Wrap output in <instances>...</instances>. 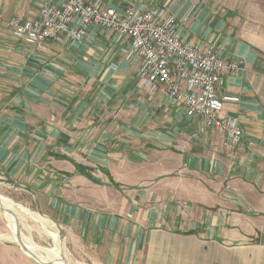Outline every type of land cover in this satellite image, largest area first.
Instances as JSON below:
<instances>
[{"label": "crops", "instance_id": "crops-1", "mask_svg": "<svg viewBox=\"0 0 264 264\" xmlns=\"http://www.w3.org/2000/svg\"><path fill=\"white\" fill-rule=\"evenodd\" d=\"M3 0L5 19L47 2ZM166 6L181 34L212 43L225 72V135L140 84L131 40L92 26L82 43L33 45L0 24V179L30 193L67 233L111 264H264V0H102ZM250 142L254 143L250 146Z\"/></svg>", "mask_w": 264, "mask_h": 264}, {"label": "built area", "instance_id": "built-area-1", "mask_svg": "<svg viewBox=\"0 0 264 264\" xmlns=\"http://www.w3.org/2000/svg\"><path fill=\"white\" fill-rule=\"evenodd\" d=\"M2 2L0 24L33 45L62 39L82 43L92 26L111 31L117 40L130 39L131 51L141 59L138 77L143 87L156 90L161 86L187 115L225 135L226 150L241 144L244 131L239 118L221 116L224 102L236 98L221 97L219 90L224 73L243 70V60H226L212 43L202 47L185 40L181 22L166 6L143 9L129 3L117 10L102 0H63L45 3L36 19L20 22L4 18Z\"/></svg>", "mask_w": 264, "mask_h": 264}, {"label": "rangeland", "instance_id": "rangeland-1", "mask_svg": "<svg viewBox=\"0 0 264 264\" xmlns=\"http://www.w3.org/2000/svg\"><path fill=\"white\" fill-rule=\"evenodd\" d=\"M0 193L7 196V198L9 199H13L21 205H24L29 209L48 217L47 214L39 211L35 207L36 203L34 202L33 197L30 193H27L20 188H16L15 186L6 183L2 179H0ZM48 218L52 221V225L59 230L61 239L60 255L61 260L64 262V264H111L112 260H108L106 258L104 251L92 248L91 245H89L85 241H82L79 237L67 233L52 217L49 216ZM27 225H29V229L23 230V233L27 234L29 232L27 236L33 238L32 240L34 242L43 246L54 247V243L49 237L38 232L39 230H37V228H32V225H30V223H27ZM62 236L64 237V239ZM62 249L64 250V252ZM0 264H37L35 260L25 255L17 245V243L14 241L12 231L9 228L4 214L1 211Z\"/></svg>", "mask_w": 264, "mask_h": 264}, {"label": "bare ground", "instance_id": "bare-ground-1", "mask_svg": "<svg viewBox=\"0 0 264 264\" xmlns=\"http://www.w3.org/2000/svg\"><path fill=\"white\" fill-rule=\"evenodd\" d=\"M0 211L6 218L9 228L12 231L14 241L20 247V243L17 239V226L19 224L21 230V240L27 247V251L21 249V247L20 249L25 255L35 260L37 264H64V262L61 260L60 255V233L59 230L52 225L53 223L48 218L49 216H43L38 212L33 211L24 205H21L13 199L11 200L7 198V196L1 193ZM27 223H30V225H32V228H37V230H39L38 232H40L41 234L49 237L53 241L54 247L37 244L32 240L33 238L27 236L29 232L27 234L23 233V230L29 229V225H27Z\"/></svg>", "mask_w": 264, "mask_h": 264}, {"label": "water", "instance_id": "water-1", "mask_svg": "<svg viewBox=\"0 0 264 264\" xmlns=\"http://www.w3.org/2000/svg\"><path fill=\"white\" fill-rule=\"evenodd\" d=\"M17 239H18V242L20 243L21 249L27 251V247L25 246V244H23L21 240V230H20L19 224L17 226Z\"/></svg>", "mask_w": 264, "mask_h": 264}]
</instances>
